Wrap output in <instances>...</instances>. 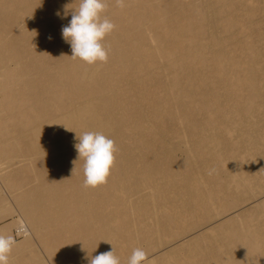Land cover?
<instances>
[{
    "label": "bare ground",
    "instance_id": "obj_1",
    "mask_svg": "<svg viewBox=\"0 0 264 264\" xmlns=\"http://www.w3.org/2000/svg\"><path fill=\"white\" fill-rule=\"evenodd\" d=\"M78 5L0 0L9 264L112 248L120 264L135 248L144 264H264V0H107L116 27L92 65L61 36ZM86 131L116 148L95 188L76 161Z\"/></svg>",
    "mask_w": 264,
    "mask_h": 264
},
{
    "label": "clouds",
    "instance_id": "obj_2",
    "mask_svg": "<svg viewBox=\"0 0 264 264\" xmlns=\"http://www.w3.org/2000/svg\"><path fill=\"white\" fill-rule=\"evenodd\" d=\"M117 3L122 6V0H117ZM107 6V0H79L78 8L71 10V19L62 26L61 36L70 45L72 59H79L88 65L107 62L108 53L102 41L116 27L109 18L103 16ZM67 9L66 6L63 14L58 10L56 15L65 19L69 15ZM74 139L76 161L83 160V186L95 188L105 184L115 161V142L103 133L93 131L76 135ZM15 244L14 236L0 234V264H9V256ZM146 259L147 253L142 248H135L127 264H144ZM88 264H120V260L112 248L91 256Z\"/></svg>",
    "mask_w": 264,
    "mask_h": 264
},
{
    "label": "rangeland",
    "instance_id": "obj_3",
    "mask_svg": "<svg viewBox=\"0 0 264 264\" xmlns=\"http://www.w3.org/2000/svg\"><path fill=\"white\" fill-rule=\"evenodd\" d=\"M6 219L10 220V219H11V217H7ZM14 238H15L16 240H19L21 237H19V238H18V236H17V235H15V236H14Z\"/></svg>",
    "mask_w": 264,
    "mask_h": 264
}]
</instances>
